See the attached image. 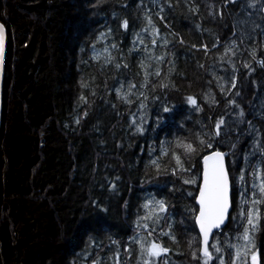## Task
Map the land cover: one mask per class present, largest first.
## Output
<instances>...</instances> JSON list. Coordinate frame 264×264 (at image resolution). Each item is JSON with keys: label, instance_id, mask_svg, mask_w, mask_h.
<instances>
[{"label": "trees", "instance_id": "16d2710c", "mask_svg": "<svg viewBox=\"0 0 264 264\" xmlns=\"http://www.w3.org/2000/svg\"><path fill=\"white\" fill-rule=\"evenodd\" d=\"M161 6L163 20L156 15ZM193 6L198 11H190ZM149 10L159 29L156 46L143 31ZM0 21L9 35L0 130V264H116L117 252L119 264H137V245L129 241L138 232L170 249L169 264H197L187 241L197 231L190 209L196 208L200 180L186 185L179 177H199L200 157L189 173L173 176L164 169L175 161L160 155L161 143L194 139L223 119L216 144L234 153L226 157L233 178L246 169L250 192L252 170L261 163L259 152L251 153L257 142L264 144V0H155V6L152 0H0ZM142 60L151 65L148 72L160 73L150 75L144 88ZM129 83L137 87L126 104L116 90L123 85L127 92ZM189 96L200 111L187 103ZM141 116L146 131L133 134L131 122ZM156 159L159 173L151 163ZM239 190L235 183L231 215ZM151 199L165 200L168 208L148 237L137 221ZM261 212L255 238L264 254V205ZM238 225L230 218L225 229L233 243L242 231ZM169 231L177 243L160 235Z\"/></svg>", "mask_w": 264, "mask_h": 264}, {"label": "snow or ice", "instance_id": "6c2138e0", "mask_svg": "<svg viewBox=\"0 0 264 264\" xmlns=\"http://www.w3.org/2000/svg\"><path fill=\"white\" fill-rule=\"evenodd\" d=\"M234 2V0H232ZM155 6V0H152ZM171 7V4H168ZM249 7H255V4H249ZM190 11H198L193 6ZM164 8L161 6L159 12L156 15L163 20L162 13ZM144 20L146 21L143 31L152 36L151 44L156 46L158 43L159 29L156 28L154 22L151 19V12H144ZM121 27L127 29L128 22L123 20ZM6 29L3 24H0V62L4 56V44H5ZM137 39L141 44L144 43L143 38L137 34ZM137 41H133L135 45ZM183 43V40L180 41ZM168 41L165 39L163 45L166 46ZM115 48L116 45H111ZM195 47V45L193 46ZM205 52L208 51L207 45H202ZM215 47V44L213 45ZM231 48V46H229ZM107 52L108 50L105 49ZM144 51L149 52L147 45L144 46ZM253 59L256 57L255 51L251 52ZM148 60L152 57L149 55ZM157 61H162L163 56L155 57ZM111 61V54L109 53L108 60ZM261 66H264V61H259ZM128 65L125 64L124 67ZM151 65H146L141 61V68L145 70L144 80L139 85L140 88H144L148 84V78L150 75L159 76V69L157 68L154 73L147 71V68ZM116 67L120 65L117 63ZM244 67L248 68L250 65L245 64ZM235 71V69H234ZM232 88H235V77L231 79ZM137 85L129 83L128 91L122 93L121 85L120 89H117V96L120 97L126 104H131V96L136 93L133 92ZM161 87H167V85H161ZM222 91H226L224 86L221 85ZM143 96V93H140ZM239 95V93H237ZM83 99V97H81ZM147 99V97H144ZM187 103L197 108V111L201 109L197 106L195 98L189 96L186 98ZM235 105V101H230ZM139 111H143L146 105L141 101ZM164 112H169L170 109L167 106L163 107ZM244 113L241 110L239 117L243 118ZM159 117L157 118V126L159 125ZM79 121L77 120V123ZM146 120L141 116L140 120H132L130 127L134 129L133 134L143 135L146 131L144 125ZM250 123V122H249ZM223 119L216 121L214 128H209L208 131H201L195 135L194 139L189 138H177L174 142L161 143L160 155L168 156L169 161H175L174 165L170 169L165 168L164 171H170L173 176H178L180 173H189L191 167L195 166L194 161L197 156L200 157V169L199 177L191 176L184 178L180 176L181 182L186 185H196L197 179L200 180L198 185V194L193 198L198 207L190 209L193 213L192 220L194 223L195 234L188 238V247L190 249L191 257L197 264H264V254H262L256 245V233L260 230V221L262 218L261 206L264 205V144L257 142V147L251 153L256 155L259 152L261 156V163L257 167L253 168L251 183V190L247 187L248 182L245 178L246 169L240 170L238 180L230 175V168L226 157L228 155H234V153H224L219 150L216 144L217 139L222 132ZM235 144L231 147L235 148ZM152 165L156 169L157 173L161 171L160 163L158 159L152 160ZM245 165H251V161L248 159V155L244 157ZM235 183H239L240 190L238 192L239 202L236 204L237 213L231 215L233 209V196L232 190ZM113 187H115L113 185ZM190 196L191 192L188 193ZM145 214L139 217L137 221V227L147 232L148 237H152L156 231L155 225L163 218V214L167 213L168 205L165 200H148L143 205ZM231 218V222L235 223L239 220L242 225V231L236 233L232 242V238L229 236L225 229L228 227V221ZM171 229V225L168 226ZM221 234L224 235V239L221 240ZM160 235H167L170 240L177 243L175 235L169 231L168 233H161ZM211 241V243H210ZM113 243H116L113 241ZM130 245L135 244L138 248L137 264H161L160 258L164 257L162 264H169L167 260V254L170 249L165 247L159 238L146 239L138 232L134 235L130 241ZM128 252L129 248H125ZM226 255L228 259L226 260ZM94 264H99V261H94ZM116 264H119V252L116 253Z\"/></svg>", "mask_w": 264, "mask_h": 264}, {"label": "water", "instance_id": "95a60500", "mask_svg": "<svg viewBox=\"0 0 264 264\" xmlns=\"http://www.w3.org/2000/svg\"><path fill=\"white\" fill-rule=\"evenodd\" d=\"M0 24H2L0 22ZM6 29V28H5ZM7 30V29H6ZM7 46H8V36L6 31L5 36V44H4V56L2 62H0V130L2 125V111H3V80H4V71H5V64H6V53H7ZM198 194V190L196 195ZM196 204V202H195ZM198 207V205H196ZM231 211V210H230ZM198 231V229H196Z\"/></svg>", "mask_w": 264, "mask_h": 264}, {"label": "rangeland", "instance_id": "374dc122", "mask_svg": "<svg viewBox=\"0 0 264 264\" xmlns=\"http://www.w3.org/2000/svg\"><path fill=\"white\" fill-rule=\"evenodd\" d=\"M1 22V21H0ZM7 31V30H6ZM7 36H8V40H9V35H8V32H7ZM9 55V48L7 46V53H6V60H7V57ZM6 64H7V61H6ZM6 64H5V71H6ZM5 71H4V79H5ZM3 91H4V80H3ZM3 107V106H2Z\"/></svg>", "mask_w": 264, "mask_h": 264}]
</instances>
